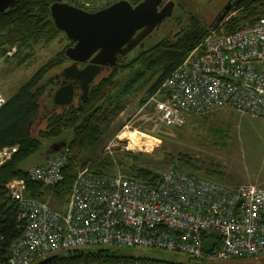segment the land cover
I'll use <instances>...</instances> for the list:
<instances>
[{
    "label": "built area",
    "instance_id": "obj_1",
    "mask_svg": "<svg viewBox=\"0 0 264 264\" xmlns=\"http://www.w3.org/2000/svg\"><path fill=\"white\" fill-rule=\"evenodd\" d=\"M14 52L11 48L6 56ZM4 102L0 93V107ZM145 103L164 126L221 109L264 118V17L231 34L211 29ZM15 150L14 145L0 148V165ZM67 157L63 146L32 165L28 176L42 185L59 183ZM24 188L16 179L6 184L17 203L20 230L6 264H31L52 252L99 246L144 247L211 260L264 253V189L255 184L227 185L176 166L152 181L118 168L84 166L58 207Z\"/></svg>",
    "mask_w": 264,
    "mask_h": 264
},
{
    "label": "trees",
    "instance_id": "obj_2",
    "mask_svg": "<svg viewBox=\"0 0 264 264\" xmlns=\"http://www.w3.org/2000/svg\"><path fill=\"white\" fill-rule=\"evenodd\" d=\"M128 1L136 4L140 0ZM55 2H64V0H16L8 9L0 13V56L6 55L8 50L14 48L15 52L12 56L19 57L24 50H30L38 45L46 46L60 35H64L50 17V5ZM230 2L231 7L227 13L233 12L235 15L229 17L223 24L225 34L249 28L264 17V0H231ZM105 6L107 4L103 7ZM227 13L219 19L220 14L209 28L199 25L195 19L190 18L185 29L160 39L127 62L122 57L115 66L108 67L109 72L99 78L96 77L89 86L84 101L75 100L76 103L65 108L56 107L60 109L59 111L49 110L41 115L44 108L48 109V105L54 107L51 103V90L45 92L46 83L41 81L50 71L61 69L66 64L64 49L73 44L64 36L68 41L67 46L37 68L11 96L5 99L0 107V148L14 145L16 150L0 165V264H6L10 255V245L20 234L15 219L17 203L8 195L7 182L11 179L22 181L25 192L42 200L46 199L47 193H50L49 204L58 207V200L62 201L65 198L78 168L89 165L95 170L109 171L111 167L109 160L84 157L83 153L101 138L109 125L125 109L122 98L128 93H135L146 87L139 100L141 104L156 93L164 80L201 38L211 29L221 30L218 24L228 15ZM27 56L25 54L23 58ZM123 73H126L125 78H122ZM209 130L216 137L219 134L213 125L209 126ZM60 137L64 138L65 147L68 148L67 163L62 168L61 181L53 185H42L33 181L23 169V164L31 155L39 152L43 141L46 139L54 141ZM55 153L46 154L44 157H50ZM45 158L42 162L47 159ZM171 162L172 166L189 171L201 170L193 163L190 156L182 153ZM202 171V175L207 178L221 181L219 174L212 169ZM126 174L147 181L156 180L161 175L139 163L128 165ZM205 247L207 250L211 248L209 239ZM83 248L86 249L83 252L67 254L66 250L62 251L63 255L49 264H89L105 260L116 263L125 260L117 256L118 252L101 253L88 250L94 247ZM138 260L143 264H177L146 257Z\"/></svg>",
    "mask_w": 264,
    "mask_h": 264
},
{
    "label": "rangeland",
    "instance_id": "obj_3",
    "mask_svg": "<svg viewBox=\"0 0 264 264\" xmlns=\"http://www.w3.org/2000/svg\"><path fill=\"white\" fill-rule=\"evenodd\" d=\"M113 1L116 0H64L67 4L78 5L81 9L89 12L98 10ZM171 1L173 8L170 17L129 51L124 56L125 62L160 39L185 29L190 18L195 19L199 25L209 28L224 7L231 3V0ZM227 14L218 24L221 31H223L222 26L226 20L235 15L233 12ZM67 44L68 41L64 35H60L46 46H33L30 50L22 51L19 57H9L5 54L0 56V93L3 97L6 99L11 96L37 68L64 49ZM25 54L28 56L23 58ZM59 70L50 71L41 83H46L48 78ZM108 72L109 69L102 70L97 78ZM125 77L126 73H123L122 78ZM50 87L53 85L46 84L45 92ZM145 90L146 87L141 88L138 92L128 93L122 98L125 109L109 125L101 138L83 153L84 157L109 160L111 164L109 171L118 168L126 174L128 165L139 163L162 174L172 166L171 161L179 153H182L190 156L193 163L201 168L199 171H193L197 174L202 175V170L212 169L227 185L255 184L264 189V118H257L230 109H221L206 116H188L183 123L176 126H164L157 121L145 100L141 104L139 103ZM75 100L72 104L76 103ZM49 110L59 111L60 109L56 106L52 107L50 104L48 109L44 108L41 115ZM210 125L217 129L219 133L217 137L209 130ZM127 137H130L132 142H128ZM151 137L153 139L147 141ZM65 138L67 139L66 136ZM63 140L64 138L60 137L54 141L51 139L43 141L39 152L34 153L26 160L23 169L28 173V169L32 165L39 164L44 160V155L52 153L50 145ZM64 142L66 141L64 140ZM145 142H148L147 146L143 144ZM124 146H127L128 149H125ZM216 176L218 177V175ZM46 198H50V193H47ZM117 256L120 259L125 258V260L116 263L105 260L89 264H143L138 260L143 257L177 264H264V253L211 260L190 259L182 252L135 247L121 250Z\"/></svg>",
    "mask_w": 264,
    "mask_h": 264
},
{
    "label": "water",
    "instance_id": "obj_4",
    "mask_svg": "<svg viewBox=\"0 0 264 264\" xmlns=\"http://www.w3.org/2000/svg\"><path fill=\"white\" fill-rule=\"evenodd\" d=\"M16 0H0V13L8 9ZM162 0H140L131 5L127 0H117L95 11H86L66 2L50 5V17L54 25L73 42L64 49L70 64L62 68L61 85L51 95V103L63 108L77 101H84L89 86L105 68L115 66L116 62L131 51L141 40L156 30L170 17L173 2L168 0L161 8ZM231 5L227 4L219 19L226 14ZM85 64L79 68V64ZM75 90L80 93L75 94ZM65 146V142L52 144V152ZM124 247H94L95 252L115 253ZM84 248L67 249L65 252H83ZM62 251L52 252L36 259L31 264H49L60 258Z\"/></svg>",
    "mask_w": 264,
    "mask_h": 264
},
{
    "label": "flooded vegetation",
    "instance_id": "obj_5",
    "mask_svg": "<svg viewBox=\"0 0 264 264\" xmlns=\"http://www.w3.org/2000/svg\"><path fill=\"white\" fill-rule=\"evenodd\" d=\"M116 1H117V0H116ZM127 1H128V0H127ZM167 1H168V0H162L161 8L167 3ZM113 2H115V1H113ZM113 2H111V3H113ZM128 2H129V1H128ZM111 3H110V4H111ZM129 3H130V2H129ZM110 4H108V5H110ZM130 4H131V5H135V4H132V3H130ZM108 5H107V6H108ZM105 7H106V6H105ZM102 8H103V7H102ZM94 11H95V10H94ZM69 64H70V62L67 60L66 65L63 66L62 68L68 66ZM85 64H87V63L79 64L78 67L81 68V67H83ZM62 68H61L57 73H55V74H53L52 76H50V77L48 78V80L46 81V84H47V85H53V87H50L51 90H52L53 88H54V90H55V89H57V88L61 85L62 77H61L59 74H60ZM105 69H107V68L104 67L103 70H105ZM54 90H52L51 93H53ZM77 93L79 94L80 91H79V90H75V94H77ZM56 107H61V106H56ZM62 108H63V107H62ZM51 147H52V145H50V149H52Z\"/></svg>",
    "mask_w": 264,
    "mask_h": 264
}]
</instances>
